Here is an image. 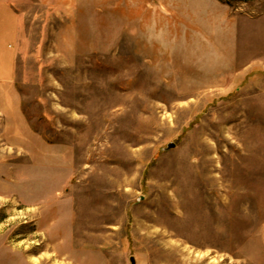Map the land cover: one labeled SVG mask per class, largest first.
I'll return each instance as SVG.
<instances>
[{"label": "rangeland", "instance_id": "rangeland-1", "mask_svg": "<svg viewBox=\"0 0 264 264\" xmlns=\"http://www.w3.org/2000/svg\"><path fill=\"white\" fill-rule=\"evenodd\" d=\"M198 1L8 0L0 264H264V0Z\"/></svg>", "mask_w": 264, "mask_h": 264}, {"label": "crops", "instance_id": "crops-1", "mask_svg": "<svg viewBox=\"0 0 264 264\" xmlns=\"http://www.w3.org/2000/svg\"><path fill=\"white\" fill-rule=\"evenodd\" d=\"M207 2V3H206ZM8 0H0V84L5 85L9 79V74L13 73L15 56L13 52L8 53L6 46L7 39L15 41L18 35V22L14 17L8 29ZM198 4H206L201 7V13L214 19L216 27L227 25L230 21L231 8L222 0H199ZM230 26V24H229ZM1 99V98H0Z\"/></svg>", "mask_w": 264, "mask_h": 264}, {"label": "water", "instance_id": "water-1", "mask_svg": "<svg viewBox=\"0 0 264 264\" xmlns=\"http://www.w3.org/2000/svg\"><path fill=\"white\" fill-rule=\"evenodd\" d=\"M235 1H248V0H235ZM174 144H171V146H173Z\"/></svg>", "mask_w": 264, "mask_h": 264}]
</instances>
